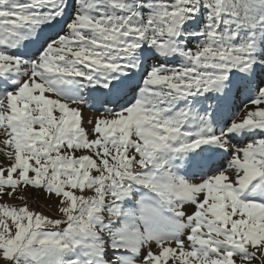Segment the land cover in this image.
Listing matches in <instances>:
<instances>
[{
	"label": "snow or ice",
	"instance_id": "6c2138e0",
	"mask_svg": "<svg viewBox=\"0 0 264 264\" xmlns=\"http://www.w3.org/2000/svg\"><path fill=\"white\" fill-rule=\"evenodd\" d=\"M0 264H264V0H0Z\"/></svg>",
	"mask_w": 264,
	"mask_h": 264
},
{
	"label": "rangeland",
	"instance_id": "374dc122",
	"mask_svg": "<svg viewBox=\"0 0 264 264\" xmlns=\"http://www.w3.org/2000/svg\"><path fill=\"white\" fill-rule=\"evenodd\" d=\"M89 114H90L89 110L87 108H85V116H88ZM32 207H37V205L33 204ZM38 210L42 211L46 215H54L55 214L51 209L46 208V207H40Z\"/></svg>",
	"mask_w": 264,
	"mask_h": 264
}]
</instances>
